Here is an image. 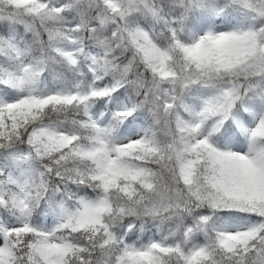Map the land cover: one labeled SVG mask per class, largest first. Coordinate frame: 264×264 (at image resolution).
Masks as SVG:
<instances>
[{
    "label": "snow or ice",
    "instance_id": "obj_1",
    "mask_svg": "<svg viewBox=\"0 0 264 264\" xmlns=\"http://www.w3.org/2000/svg\"><path fill=\"white\" fill-rule=\"evenodd\" d=\"M0 264H264V0H0Z\"/></svg>",
    "mask_w": 264,
    "mask_h": 264
}]
</instances>
